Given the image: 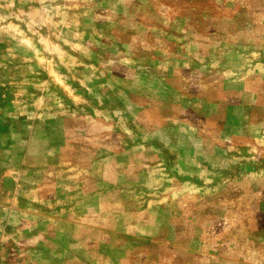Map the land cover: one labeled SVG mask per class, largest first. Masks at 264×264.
Segmentation results:
<instances>
[{
  "label": "rangeland",
  "instance_id": "1",
  "mask_svg": "<svg viewBox=\"0 0 264 264\" xmlns=\"http://www.w3.org/2000/svg\"><path fill=\"white\" fill-rule=\"evenodd\" d=\"M0 264H264V0H0Z\"/></svg>",
  "mask_w": 264,
  "mask_h": 264
}]
</instances>
